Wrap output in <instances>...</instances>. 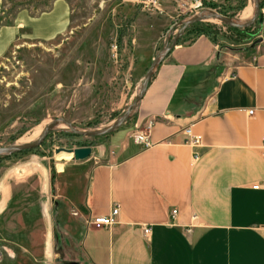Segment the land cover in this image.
Segmentation results:
<instances>
[{
  "label": "crops",
  "instance_id": "1",
  "mask_svg": "<svg viewBox=\"0 0 264 264\" xmlns=\"http://www.w3.org/2000/svg\"><path fill=\"white\" fill-rule=\"evenodd\" d=\"M228 1L203 0L207 5ZM3 3L0 0V20ZM152 21L159 20L149 25L155 24ZM136 24L141 33L151 32L143 29V20ZM70 26L66 0H55L38 15L20 8L11 21L0 24V58L19 38L51 41ZM260 40L233 47L202 33L190 42L179 41L155 67L127 133L148 130L153 145L124 138L112 152L92 148L86 160L57 171L61 238L53 211L43 205L36 219L41 227L27 235L34 240L23 249L38 250L50 264H64L62 256L67 264H264ZM154 50L156 45L145 60H154ZM187 129L201 138L200 145L185 143ZM57 156L61 162L73 161L71 153ZM34 171L43 197L37 203L52 202L48 170L38 164ZM9 177L0 183V204L20 193ZM114 204L120 206L115 225L87 226V218L108 215ZM174 209L178 213L172 217ZM143 226L152 228L149 238Z\"/></svg>",
  "mask_w": 264,
  "mask_h": 264
},
{
  "label": "rangeland",
  "instance_id": "2",
  "mask_svg": "<svg viewBox=\"0 0 264 264\" xmlns=\"http://www.w3.org/2000/svg\"><path fill=\"white\" fill-rule=\"evenodd\" d=\"M54 1L4 0L0 24L11 21L20 8L38 15L49 10ZM66 1L71 8V26L66 33L51 41L19 38L0 58V148L33 143L47 126L60 119L70 121L82 131L110 127L139 95L153 62V59L145 60L148 51L156 45L155 58L172 44L178 34L177 43L190 42L205 33L220 44L233 47H248L257 40H264V0H260L261 21L257 20L241 31L230 29L218 18L182 29L184 22L193 18L195 13L213 11L237 19L252 3L256 10L255 0L204 4L199 10L169 0L164 2L162 12L153 13L142 10L135 0ZM137 19L138 24L143 20L147 24L143 29L151 32L141 33ZM151 20L159 21H152L155 24L149 25ZM239 32L251 37L243 39ZM136 108L130 118L111 134L81 136L60 122L39 147L0 156V183L10 175V181L20 192H15L13 200L0 204V264H50L38 250H24L22 245L34 240L33 237L28 239L27 235L33 236V232L39 231L41 226L36 224V219L43 205L53 211L56 235L61 238L57 220L61 203L55 198L54 191L56 176L57 171L66 170L75 161L61 162L56 150L89 146L95 151L106 149L112 152L113 146L124 138L134 139L135 133H127L132 128ZM37 130L38 136L25 142ZM38 164L48 170L50 177L52 202L48 200L45 204L37 203V199L43 198L36 187L34 168ZM19 168L24 172L19 174L16 170ZM5 214L6 217L2 218ZM62 259L64 264L68 263L67 257L62 256Z\"/></svg>",
  "mask_w": 264,
  "mask_h": 264
},
{
  "label": "water",
  "instance_id": "3",
  "mask_svg": "<svg viewBox=\"0 0 264 264\" xmlns=\"http://www.w3.org/2000/svg\"><path fill=\"white\" fill-rule=\"evenodd\" d=\"M255 4H256V12L254 17L247 23L244 24H239L237 22H235L232 18L228 17V16H224L222 14H219L217 12H213L210 11L209 14H202L196 17L191 18L190 20H186L184 22V27L182 29V31H184L188 26L200 22V21H204V20H209L211 18H218L221 21H223L228 27L230 28H240V29H244L247 27L252 26L257 20H260V0H255ZM180 37V34H178L175 38L174 41L172 42V44L170 46H167L166 48H164L161 53L156 56L150 66V68L148 69L146 75H145V80L143 83V86L141 88V91L139 93V95L137 96L135 102L128 107L127 111L125 112V114L119 118L114 124H112L110 127L103 129V130H86V131H82L77 129L70 121L66 120V119H60V120H56L53 123H51L49 126H47L45 128V130L43 131V133L41 134V136L33 143L30 144H22V145H10V146H6V147H2L0 148V156L1 155H10L13 152H24V151H28V150H32L35 149L37 147H39L47 138V135L49 134V132L51 130H53L60 122H63L64 124H66L70 130L77 135H81V136H86V137H100L103 135H108L111 134L113 132H115L116 130L119 129V127L126 122L133 110L138 107L139 103L141 102V100L143 99L147 88L149 86L151 77L153 75L154 69L157 66V64L160 62L161 58L167 54L169 51H171L176 45H177V41ZM262 40H259V42ZM61 152H66V153H71L73 154L72 160L73 161H83L86 160L87 158H89L92 153H93V149L92 147H80V148H76V149H66V148H59L56 150V153H61ZM71 264H79L77 262H72Z\"/></svg>",
  "mask_w": 264,
  "mask_h": 264
},
{
  "label": "built area",
  "instance_id": "4",
  "mask_svg": "<svg viewBox=\"0 0 264 264\" xmlns=\"http://www.w3.org/2000/svg\"><path fill=\"white\" fill-rule=\"evenodd\" d=\"M142 10L153 13V12H162L161 6L164 2L169 0H135ZM178 3L179 6H189L192 10H199L202 9L204 3L203 0H174ZM203 13H195V16H199L204 14ZM251 116H254L252 113ZM152 122H149L148 129L150 130L152 127ZM147 131H141L136 132L134 134V140L137 143L143 144L146 147L152 146L153 144L149 140V132ZM187 134L189 137L186 139L185 143L189 144L190 146H198L201 144V138L198 136L191 135L190 129H187ZM263 145H262V153L264 155V137L262 139ZM259 186L256 185L255 188H258ZM178 213L177 210H172V217L176 216ZM120 214V206L119 204H114V206L111 208V211L106 216H96V217H90L85 220V223L87 226H93L98 228H111L113 225L117 223V218ZM143 234L146 238H149L152 234V228L150 226H143Z\"/></svg>",
  "mask_w": 264,
  "mask_h": 264
},
{
  "label": "bare ground",
  "instance_id": "5",
  "mask_svg": "<svg viewBox=\"0 0 264 264\" xmlns=\"http://www.w3.org/2000/svg\"><path fill=\"white\" fill-rule=\"evenodd\" d=\"M255 12H256V10L254 9V5H253V3H252V5H249V6H248V7L242 12V14L240 15L239 18H237V19H233V20H234L235 22L239 23V24L247 23V21L249 22V20H250L251 18L254 17ZM60 127H62V126H60ZM38 134H39V131L37 130L35 133H33V134L31 135V137H29L28 139L26 138L27 141H25V142H28V140L30 141V140H32V139H35V138L38 136ZM24 138H25V137H24ZM23 143H24V142H23Z\"/></svg>",
  "mask_w": 264,
  "mask_h": 264
},
{
  "label": "trees",
  "instance_id": "6",
  "mask_svg": "<svg viewBox=\"0 0 264 264\" xmlns=\"http://www.w3.org/2000/svg\"><path fill=\"white\" fill-rule=\"evenodd\" d=\"M230 29H232L234 31H241L240 28H230ZM239 34H240L241 38H243V39L244 38L247 39V38L251 37L250 34L249 35H245V34H242L241 32H239ZM251 35H253V34H251Z\"/></svg>",
  "mask_w": 264,
  "mask_h": 264
}]
</instances>
